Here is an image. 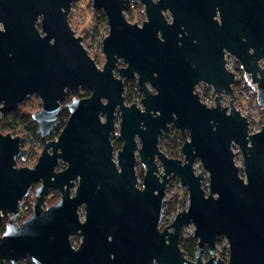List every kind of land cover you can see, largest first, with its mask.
I'll use <instances>...</instances> for the list:
<instances>
[{"label": "water", "instance_id": "95a60500", "mask_svg": "<svg viewBox=\"0 0 264 264\" xmlns=\"http://www.w3.org/2000/svg\"><path fill=\"white\" fill-rule=\"evenodd\" d=\"M72 1L0 0V116L35 95L42 143L32 168L17 167L28 156L23 140L0 132V218L12 216L0 237V264H264V123L251 133L235 108L236 77L224 58L239 63L264 109V0H139L140 25L124 17L128 0H92L108 28L101 68L69 25ZM124 80L136 82L140 108L125 104ZM199 84L213 90L212 107L200 101ZM80 88L89 96L64 106L67 92ZM64 109L68 118L48 141ZM170 126L182 138L181 159L159 149ZM170 177L187 190L188 205L160 229ZM35 183L32 214L16 226L19 202ZM50 190L60 199L43 209ZM190 224L195 262L179 248ZM219 237L227 262L215 257Z\"/></svg>", "mask_w": 264, "mask_h": 264}, {"label": "rangeland", "instance_id": "374dc122", "mask_svg": "<svg viewBox=\"0 0 264 264\" xmlns=\"http://www.w3.org/2000/svg\"><path fill=\"white\" fill-rule=\"evenodd\" d=\"M142 10H143V7L140 5L138 0H129V4L124 10V17L129 23L133 24L136 22V24L140 25L145 20L144 15L141 14ZM101 14H102V11L100 9L94 8L92 6V0H73L71 3L69 15H68V22H69L71 29L74 31L77 37L79 36V38H81V44L83 48L87 51L88 55L94 60V62L99 68H101L104 64V56L101 52V42L103 38L107 36L108 34V28H107L106 22L102 23L101 20H99V17ZM228 66H229V69L233 68L232 60L228 62ZM124 86H125L124 95L128 93L132 94L133 91H131V81L129 80L125 82ZM81 89L82 88L75 91L73 99L78 98V96L82 94ZM208 89L209 87L203 84L197 86L198 92L204 95L209 94ZM256 93L257 91L255 89V86L252 85L250 81L245 82V81L240 80L235 85L234 94L237 99L235 108L241 113L242 116L248 119L249 128H250L251 133L258 131L260 127L262 126V124L264 123V109L262 107H259L256 104ZM132 97H133L132 103H135L140 108L141 107L139 104L140 98H138L135 94H132ZM228 105H229L228 100L225 99L223 102V106L228 107ZM40 109H41V103L39 99L35 95H30L26 100L21 102L15 110H18L21 113L34 114ZM1 117L2 116H0V119ZM61 123L62 121H59L58 124L53 128V130L47 137L48 141L56 139V137L58 136L59 132L62 129ZM118 128H119V118H118V115H116L115 116V129L113 133L111 134V143L115 151L120 149L119 148L120 145H118V142H117ZM177 133L179 134V131L176 130L174 127L170 126L169 131L165 133L164 137L159 142V149L162 152H164L165 146L166 144L169 143V140L173 136H175ZM17 136L22 138L23 140L22 148L27 150L28 152V156L26 159H16L17 167L26 166L28 168H32L37 161V158L42 150V146L39 142H37L34 139L33 135L29 132L24 131L21 134H17ZM233 152L235 154V164L241 170V176H242L241 155L237 147L233 149ZM63 168H64V164L60 162L59 166L57 167V171H60ZM135 172L138 177V182H139V187H140L141 179L143 175V168L139 164V162H137L135 166ZM176 182L177 180L175 178L171 179V184L173 185V187H175L174 188L175 193L176 195H179L180 197L179 199L182 202L180 203V205L184 203V206L186 207L187 203H186L185 197L188 195L187 190L184 187H180L178 183ZM36 186L37 184L33 186L34 188L30 189L27 197L22 198L20 200L19 206H18L19 213H18L17 220L21 217L26 216L28 212L30 211V208L34 204L33 198L35 195ZM204 189H206V187H204ZM52 195H59V194L53 191H49L48 197H47L48 201L49 200L51 201L54 199ZM171 213L167 214L166 210L163 209V216H162L160 228L172 222L173 216ZM192 232H193V226L191 225L188 228V230L183 229L181 233V237L188 238L189 236L192 235ZM71 243L73 247H76L79 244V239L76 237L71 238ZM216 247H217L218 252L223 253L225 250H227V243L225 239L220 238L217 241ZM27 263H28V260L23 261V264H27Z\"/></svg>", "mask_w": 264, "mask_h": 264}, {"label": "trees", "instance_id": "16d2710c", "mask_svg": "<svg viewBox=\"0 0 264 264\" xmlns=\"http://www.w3.org/2000/svg\"><path fill=\"white\" fill-rule=\"evenodd\" d=\"M99 20H101L102 23H105V18L101 14L99 17ZM236 83L233 84V90L235 89ZM82 94L78 96V98H86L89 96V93L87 89L82 88ZM131 91L132 94H135L138 98L141 97L139 94V91L136 87L135 82H131ZM74 92H67V96L65 101L63 102V105L65 106L69 101H71L74 97ZM131 93L125 94L126 101L128 103L133 102V97ZM34 114L31 113H21L18 110H13L11 112H7L4 114L0 119V132L2 134H11L12 136H17V134H21L24 131L29 132L33 135L34 139L40 143V137L38 134V128L34 123ZM68 118V111L64 109L59 115H58V122L62 121L61 126L63 127L65 124V120ZM165 135V134H164ZM163 135V137H164ZM162 137V138H163ZM119 142V141H118ZM41 144V143H40ZM182 145V138L177 133L175 136H173L169 143L166 144L164 153L167 155V157L172 159H181V153L180 148ZM177 183V182H176ZM170 211V208L167 210V212ZM181 249L184 251L186 256L192 257L195 250V244L193 240H190L188 242H184L181 245ZM27 264H32L30 261H28Z\"/></svg>", "mask_w": 264, "mask_h": 264}, {"label": "flooded vegetation", "instance_id": "af4514ba", "mask_svg": "<svg viewBox=\"0 0 264 264\" xmlns=\"http://www.w3.org/2000/svg\"><path fill=\"white\" fill-rule=\"evenodd\" d=\"M129 1V0H128ZM139 1V0H138ZM140 3V2H139ZM141 5V4H140ZM142 6V5H141ZM141 14L142 15H144V13L143 12H141ZM166 15V14H165ZM144 17H145V15H144ZM215 19H218V17L216 16L215 17ZM224 58H225V61H226V68H227V70L228 71H233L232 73H234V72H242L243 70L241 69V67H240V65H239V63L231 56V55H229L228 53H224ZM230 60H232V65H233V68H230L229 69V66H228V62L230 61ZM120 65V64H119ZM259 65H260V67L261 68H264V58L262 59V60H260V62H259ZM120 66H123L122 64L120 65ZM232 69V70H231ZM244 73V72H243ZM244 76H245V74H244ZM246 77V76H245ZM247 79H248V81H250V83H251V80H250V78L249 77H246ZM127 81H129V80H124V85H125V82H127ZM131 82H135L134 80H130ZM136 83V82H135ZM234 83H237V82H234ZM233 83V84H234ZM233 84H232V88H233ZM252 84V83H251ZM200 85V84H199ZM204 85V84H203ZM198 86V85H197ZM197 86H196V88H197ZM206 86V85H205ZM137 87V86H136ZM208 87V86H207ZM124 88H125V86H124ZM138 89V88H137ZM209 93H212L213 94V96H214V98H215V94H214V92H213V90L209 87ZM139 91V90H138ZM234 91V90H233ZM139 94L141 95V93H140V91H139ZM257 94V93H256ZM124 97H125V95H124ZM142 97V96H141ZM141 97H140V99H141ZM226 100H228L227 98H225ZM224 99V100H225ZM70 102V101H69ZM224 102V101H223ZM125 104H127V105H129V104H131V102L130 103H128L127 101H126V97H125ZM228 104H229V100H228ZM66 106V105H65ZM116 115H118V113H116ZM113 133V132H112ZM49 141H51V140H49ZM119 141V142H118ZM117 142H118V145H120V147L119 148H121V145H122V141L119 139V137H118V139H117ZM40 143H41V140H40ZM41 146H42V143H41ZM64 169V168H63ZM56 171H57V169H56ZM171 179H172V177H170L169 178V182H170V185H172L171 184ZM177 183H178V181H177ZM35 184H37V186L35 187V190H36V188L39 186V183H35ZM34 184V185H35ZM33 185V186H34ZM31 187V189L32 188H34V187ZM30 191V190H29ZM29 191H28V193H29ZM50 191H53V192H55V193H57V194H59V192L58 191H55V190H50ZM49 193V192H48ZM35 196L36 195H34V198H33V203L35 204ZM60 194L59 195H52V197H54V199L53 200H49L48 201V195H46V197H45V201H44V204H43V206H42V208L43 209H47V208H49V207H51V206H53V205H55L57 202H58V200L60 199ZM27 197V196H26ZM25 198V197H24ZM166 200V199H165ZM185 200H186V203H187V205H188V195L185 197ZM183 201V200H182ZM50 202V203H49ZM180 202H181V200H180ZM49 203V204H48ZM182 203V202H181ZM185 203V204H186ZM34 204L32 205V207L30 208V211L28 212V214L26 215V216H24V217H21V218H19L18 220H17V217H18V214H17V217L15 218V220H14V224L16 225V226H18L19 224H21L23 221H25L31 214H32V211H33V206H34ZM46 204H48V205H46ZM46 206V207H45ZM181 207H182V209H181V211H183V210H185L186 208H187V206L185 207L184 206V203L181 205ZM170 208V211L169 212H167V210ZM163 209H165L166 210V213L167 214H170L171 212V214H172V216H173V219H174V217H175V215L177 214V213H179V212H181V211H179V212H175V209L173 208V204H169V203H167V200H166V205H165V207L163 208ZM19 213V212H18ZM163 216V215H162ZM12 219V216L10 215L9 217H6V216H4V215H1V218H0V237H2L3 236V234H4V232L6 231V227H7V225H8V222L10 221ZM173 221V220H172ZM170 224V223H169ZM168 224V225H169ZM167 226V225H166ZM191 226V224L189 225V227ZM165 226H163V227H161L160 229H163ZM183 229H188V228H185V227H183ZM183 229L181 230V232H180V236H179V248L181 249V245L184 243V242H188V241H190V240H193L194 241V244H195V250H194V254H193V256L192 257H188V256H186V254L184 253V251L181 249V251L183 252V254H184V257L187 259V260H189V261H193V262H195L196 261V252H197V240H195L194 238H193V236L191 235V236H189L188 238H182L181 237V233H182V231H183ZM193 233V232H192ZM220 238H223V237H219V238H217L216 239V241H215V250H216V253H215V257H216V259H219V260H221V261H223V262H227V260H228V247H227V250H225L223 253L222 252H218L217 251V247H216V244H217V241L220 239ZM209 259V249H208V247L207 246H205L204 248H203V251H202V254H201V260H202V262L203 263H205L207 260ZM24 260H28V261H30L28 258H25V259H22L21 261H20V264H23V261ZM31 262V261H30ZM32 263V262H31ZM4 264H11L10 262H8V261H5L4 262Z\"/></svg>", "mask_w": 264, "mask_h": 264}, {"label": "built area", "instance_id": "2783aa9c", "mask_svg": "<svg viewBox=\"0 0 264 264\" xmlns=\"http://www.w3.org/2000/svg\"><path fill=\"white\" fill-rule=\"evenodd\" d=\"M141 12H143V10ZM234 74L236 77L235 82H239L240 80L248 82V79L244 76L243 71L242 72H234ZM200 85H202V84H200ZM195 91L198 94L200 101L203 104H205L207 107H212L214 105V96L212 93H209L210 95L209 94L204 95L202 93H199L197 88ZM200 169H201L200 163L197 161L194 164L195 173L199 172ZM174 188L175 187H173V185H170V182L168 181V184L166 186V197H165V199L167 200V203L173 204V208L175 209V212H178V211H181L182 207L180 205V203H181L180 199H179L180 197H179V195H176Z\"/></svg>", "mask_w": 264, "mask_h": 264}]
</instances>
